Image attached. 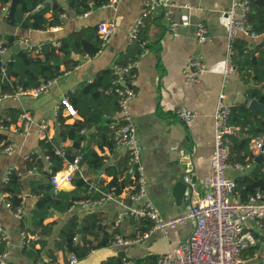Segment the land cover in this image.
Instances as JSON below:
<instances>
[{"label":"crops","instance_id":"1","mask_svg":"<svg viewBox=\"0 0 264 264\" xmlns=\"http://www.w3.org/2000/svg\"><path fill=\"white\" fill-rule=\"evenodd\" d=\"M53 1L65 8L66 12L60 14L59 23L46 29L11 26L4 21V14L0 13V39L4 41V35H13L16 38L14 45L8 48L2 59L6 60L12 51L21 48L40 47L48 41L56 42L73 31L97 28L101 22L111 23L112 32L107 43L93 56L73 53L71 59L78 61L76 65L66 68L61 64L60 70L63 72L52 79L47 92L37 97L15 93L0 99V115H9V108H16L22 113L28 112L32 118L27 131H22L21 116L3 131L15 144L11 150L4 151L0 146V220L11 240L10 255L6 264H37L36 261L39 259L47 261L49 258L46 250L53 249L59 228L71 218L76 220L79 227L78 234L73 237L75 242L80 246L91 247L86 257L78 259L77 264H100L102 260L113 255L131 260L151 257L150 261L153 262L160 255L187 240L193 229L191 220L169 230L167 235L154 230L149 220L135 222L129 216H124L117 222L118 213L132 203L135 204L130 198L135 191V185L127 183L118 196L107 199L90 210L82 209L77 204L78 201L65 212L51 209L43 221L44 226L34 227L31 222V211L36 207L39 197L32 190H36L42 183L46 184L49 191L53 187L36 167H33L35 169L32 172H28L26 160L34 155L36 159L42 160L44 169L52 167L41 144L43 140L55 141V153L64 155L61 168L55 172L65 170L73 158L81 159L84 151H91L93 155L102 157L101 166L93 169L87 168L85 163H80L77 173L95 193L106 186L112 178L106 169L120 171L126 160V148L115 144L112 147L108 146L99 138L94 127H84V131H80L83 139L74 147L72 138L60 137L56 117L57 114L60 115L65 124H73L76 121L83 123L84 116L78 113V107L71 104L70 95L82 85L94 81L100 71L113 68L117 62L125 60L127 63L130 59L136 58L137 64L133 67L132 78L135 96L130 101L129 109L136 127V137L142 148L140 160L144 166L146 198L158 208L163 218L185 212L189 207V198L184 191L182 200H177L174 185L190 170L189 175L192 173L195 176L196 191L202 194L205 190L203 180L208 173L213 150V114L219 92L224 91L225 101L232 106L246 103L249 108L250 101L256 99L247 100L246 91L260 87L253 85L237 70L224 76L228 33L227 11L231 0H171L175 4L171 18L177 22L178 35L170 32L167 19L161 10H157L151 18L145 20L139 30V36L147 47V51L140 57L138 54L133 57L137 49L141 48V44L134 42L131 31L139 18L142 0H118L115 6L107 3L84 14L74 13L67 7L66 0H45L49 4ZM183 4H188L189 7H183ZM51 15L50 10L45 13L49 20ZM198 22L206 26L210 40L197 42L195 28ZM96 32L99 34L98 30ZM235 38L246 40L249 49L264 44V32L250 36L238 33ZM189 56H201L206 64V71L196 80L186 81L182 70ZM110 90L107 89L95 102L107 124L117 120L115 96L107 95L111 93ZM62 98H67L76 111L75 115L70 116L67 113L61 104ZM179 106H185L197 113L190 126H186L175 117L174 110ZM257 110L264 111V106L261 105V109ZM41 123L46 125L44 129L46 137L41 136L39 127ZM251 142L252 139L249 147ZM57 150H62L63 154ZM247 162H251L249 167H240L244 165L242 163H230L225 170L226 177L235 181L238 176L251 171L254 163H257L254 158ZM7 170L16 171L22 183L19 193L21 202L18 205L21 206L23 214L20 222L10 213L6 198L8 194L3 191ZM125 174H121L118 179L126 178ZM61 188L71 191L76 186L72 180L58 189ZM251 225L257 247L242 252L241 264H264V229L256 227L253 223ZM21 229L27 230L31 241L41 238L46 243V247L35 255L36 261L34 257L24 253L23 248L28 247L31 242L26 246L21 245ZM143 232L149 233L143 242L128 245L113 243L116 235L129 239L138 237ZM39 248V244L34 247ZM71 253L62 249L55 250L54 263L67 264Z\"/></svg>","mask_w":264,"mask_h":264},{"label":"built area","instance_id":"2","mask_svg":"<svg viewBox=\"0 0 264 264\" xmlns=\"http://www.w3.org/2000/svg\"><path fill=\"white\" fill-rule=\"evenodd\" d=\"M118 0H109L110 6H115ZM183 7H189L183 4ZM175 4L171 0H142V9L139 18L131 31L132 39L138 37L141 26L145 20L151 18L157 10H161L163 16L168 21V28L173 35H178L177 22L172 20L171 13ZM5 8H1L0 13L4 14ZM250 12L249 0H231L227 11L228 33L227 49L224 67V76L235 72V66L232 61L233 43L238 33L245 35H256L250 29L247 21ZM112 24L101 22L97 25L102 44L105 45L112 32ZM58 27H54L57 29ZM195 37L198 43L210 40L208 30L202 22H198L195 28ZM58 44V43H56ZM142 51L139 57L147 51L146 43L141 40ZM32 49V47H28ZM8 48L0 39V57H2ZM39 52V47L33 50ZM137 64V59H130L123 65L113 66V91L117 97L116 122L111 124L113 132V141L116 146H124L128 155L127 172L133 180L135 191L130 195L131 201L135 204L127 206L118 213L117 222L124 216H129L133 221L149 220L152 222V228L159 230L167 235L169 230L185 223L187 220L193 222V229L187 240L176 245L170 251L160 255L153 262H145L131 259H123L121 264H241L242 252L255 243L253 234V223L256 227L264 229V191H258L250 195L247 200L241 201L235 197V181L226 177L225 170L230 166L228 161L229 148L227 136L232 129L228 124V118L232 107L231 103L225 101L223 90L219 92L218 101L213 114V150L210 156L208 173L204 177L203 183L205 190L202 194L198 193L194 183L190 181L189 169L182 175V179L187 183L185 195L189 198L188 209L174 217L163 218L158 208L146 198V179L144 175V166L140 160L141 145L136 137V127L130 114V101L135 96L134 80L128 79L127 74ZM4 71V67L1 68ZM206 71V64L201 56H189L182 70L186 81L196 80V78ZM52 80L41 83L30 89H19L16 93L27 94L31 97H37L47 92ZM12 96L11 94H2L3 97ZM61 104L70 116L75 115L76 111L68 102L67 98L61 99ZM58 108H56L57 111ZM174 115L186 126H190L195 120L197 113L194 110L179 106L175 108ZM22 131H27L32 118L28 112L21 115ZM42 137H46L44 129L45 123L39 124ZM3 126L0 122V129ZM81 131H84L82 129ZM13 142H9L2 147V150L9 151L14 147ZM57 152L63 154L62 150ZM251 159L259 154H264V136L252 139ZM79 158H76L69 166L62 171L52 174L49 181L54 189H58L64 184L70 183L74 175L79 171ZM251 162H247L240 167H249ZM35 168H29L32 172ZM75 173V174H74ZM10 170L6 171L4 182L9 178ZM116 195L113 193H100L97 197L87 196L78 200L77 204L84 210H90L92 207L103 203L107 199H113ZM7 206L10 213L16 221L22 219L21 206L11 208L9 202ZM149 235L143 232L135 238H124L116 235L113 243L119 245H128L131 243H140ZM21 245L26 246L31 242V236L25 229L20 230ZM0 240L2 249L0 250V264H6L10 255V236L3 227L0 220ZM78 258L71 253L68 256L67 264H77ZM37 264H44V260H39ZM52 264H55L52 262Z\"/></svg>","mask_w":264,"mask_h":264},{"label":"trees","instance_id":"3","mask_svg":"<svg viewBox=\"0 0 264 264\" xmlns=\"http://www.w3.org/2000/svg\"><path fill=\"white\" fill-rule=\"evenodd\" d=\"M67 7L76 14H84L93 9L99 8L109 2V0H66ZM250 12L247 16V21L250 29L255 33L264 32V0H249ZM5 8L4 21L11 26H20L22 28L31 29H46L51 25L59 23L60 14L66 12L59 3L53 1L51 4L45 0H0V10ZM51 11V20L45 17L47 11ZM97 28L89 27L79 31H73L55 41H48L39 47V52L35 53L33 50L36 47L21 48L12 51L10 56L4 60L0 57V95L15 94L19 89L25 90L36 87L41 83L52 80L54 77L60 75L63 71L60 70V65L64 64L66 68H70L78 63L71 59L73 53L88 54L93 56L102 49V40L100 34L96 32ZM4 44L7 48L14 45L16 38L13 35H4ZM134 42L138 45L141 43V38H134ZM58 43V44H56ZM142 48H138L133 57L139 55ZM132 57V56H131ZM233 65L236 70L244 77H247L253 85H259V88H250L246 91L247 100L255 98L258 103L264 104V44L255 45L252 49L246 46V40L235 38L233 43L232 54ZM125 64V60L117 62L116 65ZM4 67V71L1 68ZM132 68L127 74L128 79L134 76ZM115 76L113 69H105L100 71L94 81L86 85H82L80 89L76 90L74 94L70 95L71 104L78 107V113L84 116V122L76 121L73 124H65L64 119L57 114L56 121L58 124L59 135L61 138L70 137L73 139V146L77 147L83 136L80 131L85 128H95L99 138L108 146L114 145L113 132L111 129L112 123H105L102 117V111L98 109L95 103L99 96L105 93L107 89H111V96L113 94L116 100L117 97L113 91V80ZM246 80V79H245ZM9 115H0V122L3 129H0V146L1 148L7 143L11 142L7 135L3 132L8 129L12 123H15L22 112L16 108H9ZM228 124L232 131L227 136L229 148V163L245 164L251 160V152L249 143L251 139L264 136V111L250 110L246 103L234 105L231 107ZM46 150L49 161L52 167L44 169V164L41 159H36L33 156L27 158V168L36 167L42 175L49 180L56 170L61 168L62 159L64 155L56 154V142H48L43 140L41 143ZM248 157V159H247ZM76 158V157H75ZM73 158L70 162L75 160ZM78 163H85L87 168H97L102 164V157L95 156L91 151H84L83 156ZM128 155L126 153V160L120 171H106L112 175L111 180L102 189L96 193L91 191V186L76 173L73 178V184L76 186L74 190H62L58 194L52 195L45 183L39 185L36 190H32L38 195V202L36 207L31 211V222L33 226H44L43 221L51 209L59 212L67 211L75 202L87 196H97L100 193H113L118 196L123 187L127 183L133 184V180L127 173ZM42 170V171H41ZM126 173V174H125ZM125 174L126 178L119 180L118 177ZM50 183H48L49 185ZM235 196L239 197L241 201L258 191H264V155L260 162L254 163L251 171L235 179ZM22 183L19 180L16 171L11 170L7 182H4L3 191L8 196L11 208L20 205L21 198L19 196ZM78 223L74 219L67 220L58 231V235L54 240L55 246L46 250L48 260L44 264H52L56 257L55 250L62 249L69 253L73 252L78 259L86 257L91 250V247L80 246L78 242L73 239L78 234ZM256 235V234H255ZM114 240V239H113ZM39 244V249H34L35 245ZM46 247V243L41 238H36L31 241L28 247H24V253L28 256L34 257L36 261V254H39L42 249ZM257 247L256 241L249 248ZM247 248V250L249 249ZM2 249V242L0 240V250ZM246 250V249H245ZM253 252V251H252ZM151 257L138 259V261L152 262ZM40 260V259H39ZM37 260L36 263L39 261ZM122 256L113 255L105 258L100 264H121Z\"/></svg>","mask_w":264,"mask_h":264},{"label":"water","instance_id":"4","mask_svg":"<svg viewBox=\"0 0 264 264\" xmlns=\"http://www.w3.org/2000/svg\"><path fill=\"white\" fill-rule=\"evenodd\" d=\"M16 45H18V44H16ZM261 105L264 106V104H260L256 100H251L249 103V109L255 111L259 108L261 109ZM263 155L264 154H259V155L254 156V161L258 163L260 161V159L263 157ZM189 176H190V181L192 183H194L195 182V176L192 175V173ZM186 186H187V183L184 182L182 178L175 183L174 193H175V197L177 200H180V199L182 200ZM63 189L64 188H61V189L50 188V191L52 194H54V193H58L60 190H63Z\"/></svg>","mask_w":264,"mask_h":264}]
</instances>
